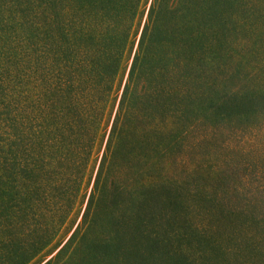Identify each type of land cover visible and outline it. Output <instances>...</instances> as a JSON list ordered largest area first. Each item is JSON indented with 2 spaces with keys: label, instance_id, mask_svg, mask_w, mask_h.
<instances>
[{
  "label": "trees",
  "instance_id": "1",
  "mask_svg": "<svg viewBox=\"0 0 264 264\" xmlns=\"http://www.w3.org/2000/svg\"><path fill=\"white\" fill-rule=\"evenodd\" d=\"M143 2L0 0V264L28 262L72 211ZM259 6L264 11V0L149 1L82 230L61 247L70 252L59 264H264V238L246 237L243 252L228 261L221 242L182 215L172 187L178 181L162 171L164 144L178 148L192 134L193 145L205 147L216 133L246 131L249 117L264 128ZM152 156L160 175L144 183ZM246 161L250 180H262ZM195 175L189 170L192 180L182 182L209 226L235 225L234 211L253 217L252 196L232 204L219 186L198 191ZM261 180L255 191L264 189ZM128 184L139 190L127 193ZM121 198L129 200L115 214ZM53 201L60 206L49 207ZM98 212L107 218L105 233H94ZM46 214L49 222L40 223ZM223 240L235 248L230 236Z\"/></svg>",
  "mask_w": 264,
  "mask_h": 264
},
{
  "label": "rangeland",
  "instance_id": "2",
  "mask_svg": "<svg viewBox=\"0 0 264 264\" xmlns=\"http://www.w3.org/2000/svg\"><path fill=\"white\" fill-rule=\"evenodd\" d=\"M149 1L150 0H144L140 6V12L133 28V31L135 29L137 32L135 31L136 33H132L129 37L127 48L125 49L117 75L115 77L114 86L111 92V99L107 106V121L104 123V132L101 131L103 132V135L97 139L92 149L80 193L75 199L72 211L64 220L63 224L60 225V222H57L56 235L54 236L53 240H51L50 244H48L25 264H59L60 261H62L70 252V250L66 251V249L61 250V247L64 245L75 228H79V232L82 230V214L86 206L87 198L91 192L98 165L101 161L102 150L106 142L107 134L114 116V112L116 110L118 98L127 75L128 66L136 46V41L144 21ZM257 9L263 11L260 6L257 7ZM257 38L260 42L264 43V32L260 37L258 36ZM256 118L249 117L246 119L244 122V124L247 126L246 131H239L231 136H223V134L216 133L215 136L212 137L209 132L210 126H207L204 135L211 136V143L207 144L205 147H203L204 145H193L198 139V136H192V134L180 139L178 148L174 147L173 149L171 145H165L162 142L164 144L166 153L169 154L168 157L164 159L165 162H163L162 171L164 172L163 174H168V178L171 174L172 178L178 181V183L172 184V187L174 188L173 191H175L174 196L183 205L182 215H185L186 218L190 220L192 225H197L199 227L204 226L205 228L203 230L205 233L207 232L210 234L214 240L220 241L221 244L226 248V251L224 252L228 261L235 253L243 252L245 247L241 245L246 240V237H249L251 243H256V241H258L257 239L264 238V189L261 191H255L252 188L254 185L260 182L261 178L258 182H252L250 180V164H247L249 162L246 161L250 159L254 166H257L262 170L261 182L264 185V128L262 127V124L259 125V122L256 121ZM248 132H250V134ZM138 138L136 140H138ZM167 138L168 137H166L164 140ZM175 139L178 140V137L175 136ZM166 142L170 141H165V143ZM198 144H200V141ZM171 158H173L175 162L172 163V165H169V160ZM224 159L226 162H230L229 165L231 166L225 165L228 163L222 164L221 162ZM158 160L156 157L152 156L151 161L154 166H149V164L148 168L147 165L143 166L146 171L150 172L141 174L144 177L142 182L150 183L151 176L153 177V181L155 180L154 177H157L156 175L159 174V172L158 169L152 172V167L158 168ZM55 163L56 161L54 164ZM189 170L191 174L195 172L196 175L194 182L196 183L197 190L200 192L205 190L206 193H213L215 188L219 186L220 191H223L226 193V195H229L228 200L232 204L233 199L236 200L237 198L243 197V199L246 201L249 200L248 198L250 196H252V200L249 201L253 202L251 207L253 217L250 216V214H246L247 216H236V212L234 211L235 216L230 215V217L232 219H236L235 225L234 223L227 221L220 227L216 224L209 226L210 223H208L207 215L205 216L202 214V212L192 209L194 206L193 200H191V197H189V194L187 193V190L192 188L186 183L184 184V182H182L183 180H192L191 176H186ZM132 172L133 171H127V175L132 174ZM224 175L226 176L224 177ZM126 189L128 191L127 193L134 195V193L139 190V186L134 187L133 185L128 184ZM176 190H178L179 193ZM54 200L60 202V200L57 198ZM128 200L129 199L121 198L119 200L120 202L117 203V208H113L112 212L118 214V209L121 211L122 207L126 205L125 203ZM41 204L44 205V203ZM48 206L59 207L60 203H55L53 201V204ZM98 214L99 216H97L93 224L94 233H105V220H107V218H105V215L100 212H98ZM57 217L58 216H52L53 221H56ZM38 221H40V223H48V214L39 217ZM39 234L41 235L42 231L39 232ZM226 236H230L234 243H236L235 248L233 245L228 244L223 240ZM133 238L138 240L136 237ZM259 241L264 243V240ZM136 242L138 245V241Z\"/></svg>",
  "mask_w": 264,
  "mask_h": 264
}]
</instances>
